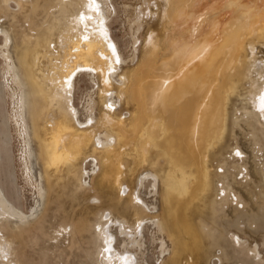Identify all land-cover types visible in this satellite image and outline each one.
<instances>
[{
    "label": "bare ground",
    "instance_id": "bare-ground-1",
    "mask_svg": "<svg viewBox=\"0 0 264 264\" xmlns=\"http://www.w3.org/2000/svg\"><path fill=\"white\" fill-rule=\"evenodd\" d=\"M11 1L3 0L6 6ZM15 1L20 6L24 2ZM194 1L167 0L163 18L173 24L182 16L190 20L195 16L198 0ZM45 5L47 10L49 4ZM104 10V0H71L61 5L60 13L53 19L46 17L47 26L36 25L35 38L24 30L15 29L17 42L13 45V53L18 72L27 81L33 96L27 107L49 190L54 187L53 172L70 175L79 170L74 175L77 180L84 179L85 184H88L86 177L99 173V186L115 193L117 202H124L123 209H113L125 212L130 209L135 217L132 223L137 222L140 226L146 219L143 215L150 214L149 223L168 234L173 249L167 264H201L206 253L202 236L205 223L201 219L200 226L195 218L205 212V198L214 186L210 153L224 138L223 124L227 119L229 96L238 82L248 76L245 51L248 45L253 46L255 38L264 35V14L252 16L249 9L238 6L234 15H229L231 17H212V27L197 31L194 39L190 36L179 43L177 39H171V46L163 52L167 55L162 58L160 50L159 56L156 55L159 47L152 38L143 61L125 77L119 73L118 66V62L125 59L103 28ZM39 12L38 6H33L31 18ZM1 33L4 42L0 57L5 62L4 69H8L14 65L7 46L10 32L0 25ZM82 73L94 80L97 77L102 80V104L109 107L104 106L99 118L90 116L82 121L72 102L74 80ZM123 100L133 105L134 111L129 116L117 110L113 112ZM150 146L157 148L153 161L167 163L168 170L150 171L139 181L145 185L152 178L154 193H158V179L166 184L162 194L163 211L159 214L153 211L155 205L140 203L125 183L126 175L133 179L139 164L149 160ZM128 150L131 151L124 154ZM83 156L86 166L91 162L93 170L84 165L78 167ZM76 168L78 170H74ZM125 184L129 189L123 195ZM89 187L95 189L91 183ZM3 199L0 191V204L4 206L7 201L5 199L4 203ZM111 214V211H103L100 217L106 223ZM120 226L125 241L131 239L139 243L136 232L130 234L123 223ZM99 227L98 235H106L108 225L105 229L102 224ZM108 240L104 242L109 244ZM100 249L99 256L106 261L105 249ZM108 250L109 255L114 256L111 264H134L132 258ZM161 252L169 253L164 241ZM129 253L127 255L132 256Z\"/></svg>",
    "mask_w": 264,
    "mask_h": 264
},
{
    "label": "rangeland",
    "instance_id": "rangeland-1",
    "mask_svg": "<svg viewBox=\"0 0 264 264\" xmlns=\"http://www.w3.org/2000/svg\"><path fill=\"white\" fill-rule=\"evenodd\" d=\"M67 1L71 0H24L20 6L12 0L6 6L0 0V25L10 32L7 46L14 64L4 69L5 62L0 57V191L4 195L3 202L5 199L8 202H4L5 207L0 204V264H111L114 256L109 255L108 248L111 252L118 251L120 256L132 258L134 264H167L173 243L166 232L149 223L147 218L150 214L143 215L146 219L142 220V226L137 222L134 224L135 217L130 209L126 212L113 209H123L124 202H117L115 193L113 195L99 186V173L86 177L88 184L84 179L77 180L74 173L79 172L78 167L86 166L85 156L79 159L81 165L78 169H74L78 171L70 175L53 172L54 187L49 190L27 107L33 96L27 81L19 73L13 45L17 42L15 29L24 30L35 38L36 25L47 26L44 22L46 17L53 19ZM45 4H49L47 10ZM104 4L103 28L125 59L118 62L119 73L125 77L143 61L147 44L152 38L159 47L156 55L159 56L160 50L162 58L173 38L178 43L190 39V36L194 39L197 31L212 27L210 21L213 18L231 17L238 6L249 9L252 16L264 14V0H198L194 17L187 20L182 16L178 23L173 24L163 18L167 0H104ZM33 6H38L40 11L35 18L30 16ZM263 36L255 38L253 46H247L248 76L238 82L229 96L227 119L223 124L224 138L210 153L214 186L205 198V212L195 218L200 226L201 219L205 223L202 236L206 253L201 264H264ZM3 42L1 33L0 49ZM73 95L72 102L82 121L90 116L99 118L104 106L106 109L109 107L108 104L103 105L102 80L99 77L94 80L87 73L76 76ZM115 107L113 112L117 110L126 116L134 111L133 105L124 100ZM156 149L149 147L151 157L146 163L139 164L136 177L132 179L126 175L125 183L131 187L130 191L135 192L140 203L155 205L153 211L159 214L163 211L162 194L166 184L158 179V193H154L152 178L145 185L139 181L150 171L168 170L167 163L156 164L153 161L157 156ZM86 167L94 169L91 162ZM89 183L95 189L90 188ZM126 184V189H122L123 195L129 189ZM107 210L112 214L105 223L100 215ZM97 223L99 226L102 224L103 229L108 225L111 230L107 227V234H110L99 236L101 227ZM120 223L130 234L137 233L138 245L131 239L125 241V236L120 233ZM99 239H109V244ZM162 241L169 253L162 254ZM98 247L105 249L106 261L100 258L101 249ZM127 252L132 256L129 257Z\"/></svg>",
    "mask_w": 264,
    "mask_h": 264
}]
</instances>
